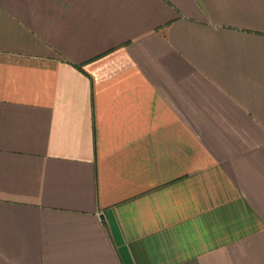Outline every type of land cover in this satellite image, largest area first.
Listing matches in <instances>:
<instances>
[{"label": "crops", "instance_id": "1", "mask_svg": "<svg viewBox=\"0 0 264 264\" xmlns=\"http://www.w3.org/2000/svg\"><path fill=\"white\" fill-rule=\"evenodd\" d=\"M0 264H264V0H0Z\"/></svg>", "mask_w": 264, "mask_h": 264}, {"label": "water", "instance_id": "2", "mask_svg": "<svg viewBox=\"0 0 264 264\" xmlns=\"http://www.w3.org/2000/svg\"><path fill=\"white\" fill-rule=\"evenodd\" d=\"M103 217V216H102Z\"/></svg>", "mask_w": 264, "mask_h": 264}]
</instances>
